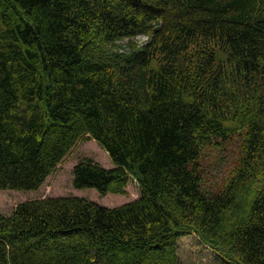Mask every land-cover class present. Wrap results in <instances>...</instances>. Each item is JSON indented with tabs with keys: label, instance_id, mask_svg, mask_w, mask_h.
Wrapping results in <instances>:
<instances>
[{
	"label": "trees",
	"instance_id": "trees-1",
	"mask_svg": "<svg viewBox=\"0 0 264 264\" xmlns=\"http://www.w3.org/2000/svg\"><path fill=\"white\" fill-rule=\"evenodd\" d=\"M83 138L113 165L80 160L75 188L141 195L22 201L0 264H182L187 234L264 264V0H0V189Z\"/></svg>",
	"mask_w": 264,
	"mask_h": 264
},
{
	"label": "rangeland",
	"instance_id": "rangeland-1",
	"mask_svg": "<svg viewBox=\"0 0 264 264\" xmlns=\"http://www.w3.org/2000/svg\"><path fill=\"white\" fill-rule=\"evenodd\" d=\"M145 39L144 35L137 37V42H144ZM84 158H90L104 167L113 165L109 154L94 139L83 138L76 143L38 188L32 190L0 189V213L10 214L22 201L47 196H81L112 207L141 195V190L134 180L128 182L124 193L102 194L94 188H75L72 183V169ZM215 161L219 162V159L215 157ZM210 169L215 174L220 171L216 165ZM178 255L182 264H224L211 249L201 244L195 234H187L180 238Z\"/></svg>",
	"mask_w": 264,
	"mask_h": 264
}]
</instances>
